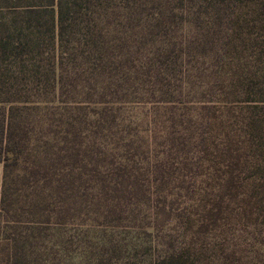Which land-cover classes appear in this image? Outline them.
Wrapping results in <instances>:
<instances>
[{
    "label": "trees",
    "instance_id": "obj_1",
    "mask_svg": "<svg viewBox=\"0 0 264 264\" xmlns=\"http://www.w3.org/2000/svg\"><path fill=\"white\" fill-rule=\"evenodd\" d=\"M0 163V264H264V0H0Z\"/></svg>",
    "mask_w": 264,
    "mask_h": 264
},
{
    "label": "crops",
    "instance_id": "obj_2",
    "mask_svg": "<svg viewBox=\"0 0 264 264\" xmlns=\"http://www.w3.org/2000/svg\"><path fill=\"white\" fill-rule=\"evenodd\" d=\"M2 164L0 163V194H1V184H2Z\"/></svg>",
    "mask_w": 264,
    "mask_h": 264
},
{
    "label": "rangeland",
    "instance_id": "obj_3",
    "mask_svg": "<svg viewBox=\"0 0 264 264\" xmlns=\"http://www.w3.org/2000/svg\"><path fill=\"white\" fill-rule=\"evenodd\" d=\"M141 118V117H140Z\"/></svg>",
    "mask_w": 264,
    "mask_h": 264
}]
</instances>
